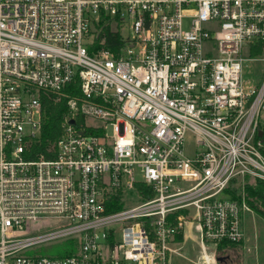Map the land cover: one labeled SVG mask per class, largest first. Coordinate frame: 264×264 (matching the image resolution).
<instances>
[{
  "label": "built area",
  "instance_id": "built-area-1",
  "mask_svg": "<svg viewBox=\"0 0 264 264\" xmlns=\"http://www.w3.org/2000/svg\"><path fill=\"white\" fill-rule=\"evenodd\" d=\"M106 27L118 53L94 47ZM249 63L264 0H0V264H170L189 222L204 264L239 245L264 184ZM50 95L68 99L62 133L31 159Z\"/></svg>",
  "mask_w": 264,
  "mask_h": 264
},
{
  "label": "rangeland",
  "instance_id": "rangeland-1",
  "mask_svg": "<svg viewBox=\"0 0 264 264\" xmlns=\"http://www.w3.org/2000/svg\"><path fill=\"white\" fill-rule=\"evenodd\" d=\"M264 75V63H249L245 69V78L243 81L246 90H252L260 85ZM196 149L195 139L192 134H188L185 142V153L190 156ZM242 185V182H241ZM248 186V185H247ZM233 193L237 196L240 194L238 186ZM239 192V193H238ZM136 199L132 200L135 201ZM137 202V201H135ZM195 215L194 211L192 213ZM63 245H57L53 248L57 250ZM179 254L171 256L170 264H193L196 261L202 262V254L204 252L212 253L214 247L209 246V249L203 251L200 245V234L197 225H192L190 222L185 227V241L181 244ZM240 247V246H239ZM229 246L224 248L222 252H217L218 257H230L235 264H240V256L243 264H264V217L260 216L255 211L247 212L244 216V246ZM51 250V249H45ZM44 253H46L44 251ZM230 261H224L215 264H229Z\"/></svg>",
  "mask_w": 264,
  "mask_h": 264
},
{
  "label": "trees",
  "instance_id": "trees-1",
  "mask_svg": "<svg viewBox=\"0 0 264 264\" xmlns=\"http://www.w3.org/2000/svg\"><path fill=\"white\" fill-rule=\"evenodd\" d=\"M121 45L122 41L120 34L117 31H111L110 27H106L105 31H100L94 47L95 49L104 48L118 53ZM66 92L71 95H78L80 94V86L78 83L72 85L66 89ZM42 102L44 109L43 127L40 137L35 140L29 148L27 156L31 159H37L42 156L45 158L54 157V145L62 133L61 124L68 109V99L65 97L57 101V97L54 95L44 96ZM263 190L264 184L246 188L249 206L262 217H264ZM177 240L182 242L183 235L180 234ZM224 248H226L225 245H219L217 252H222Z\"/></svg>",
  "mask_w": 264,
  "mask_h": 264
},
{
  "label": "crops",
  "instance_id": "crops-1",
  "mask_svg": "<svg viewBox=\"0 0 264 264\" xmlns=\"http://www.w3.org/2000/svg\"><path fill=\"white\" fill-rule=\"evenodd\" d=\"M184 241H185V232H184V234H183V241L180 242V243L183 244ZM236 246H238V247H239V246H240V247H243V246H244V240H243L239 245H236ZM240 247H239V248H240ZM239 258H240V264H243L242 257L240 256ZM232 260H233V259L230 258V259L227 260V261L233 262ZM230 262H229V263H230ZM193 264H204V263H203V260H202V262H201V261H196V262H194Z\"/></svg>",
  "mask_w": 264,
  "mask_h": 264
},
{
  "label": "water",
  "instance_id": "water-1",
  "mask_svg": "<svg viewBox=\"0 0 264 264\" xmlns=\"http://www.w3.org/2000/svg\"><path fill=\"white\" fill-rule=\"evenodd\" d=\"M230 259V257H218L217 259H216V261L218 262V263H222V262H224V261H226V260H229Z\"/></svg>",
  "mask_w": 264,
  "mask_h": 264
},
{
  "label": "flooded vegetation",
  "instance_id": "flooded-vegetation-1",
  "mask_svg": "<svg viewBox=\"0 0 264 264\" xmlns=\"http://www.w3.org/2000/svg\"><path fill=\"white\" fill-rule=\"evenodd\" d=\"M229 264H235L234 262H230Z\"/></svg>",
  "mask_w": 264,
  "mask_h": 264
}]
</instances>
